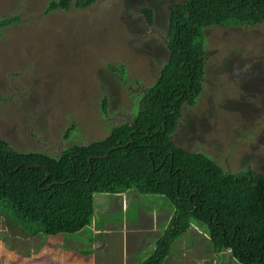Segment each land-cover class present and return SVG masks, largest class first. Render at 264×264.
<instances>
[{"label": "rangeland", "instance_id": "rangeland-1", "mask_svg": "<svg viewBox=\"0 0 264 264\" xmlns=\"http://www.w3.org/2000/svg\"><path fill=\"white\" fill-rule=\"evenodd\" d=\"M51 1L56 0H0V22L19 18L0 25V137L19 151L57 155L131 120L167 58L168 6L179 0H97L85 9L47 14ZM142 7L152 10L151 25ZM205 39L204 87L194 106H184L172 140L208 154L229 173L248 167L264 172V22L212 26ZM109 65L122 66V76ZM94 198L100 224L107 222L106 232L114 228L119 234L108 239L105 259L98 255V237L90 264H141L170 214L156 210L158 200L147 203L134 193L124 197L126 212L118 196ZM92 230L98 232L94 223ZM194 233L199 234L192 226L186 237L194 240ZM73 237H30L0 216V264H72L79 260L75 246H85ZM185 241L180 237L174 245ZM199 243L184 253L189 263L199 264L207 251Z\"/></svg>", "mask_w": 264, "mask_h": 264}, {"label": "trees", "instance_id": "trees-1", "mask_svg": "<svg viewBox=\"0 0 264 264\" xmlns=\"http://www.w3.org/2000/svg\"><path fill=\"white\" fill-rule=\"evenodd\" d=\"M96 1H51L46 13L85 9ZM168 8L167 58L130 121L111 126L103 138L73 143L57 155L19 151L0 137V216L30 237L75 236L85 244L75 246L84 255L96 251L92 245L100 236L98 255L105 259L108 252L103 247L119 231L111 228L107 233L110 224H100L94 197L118 196L119 208L126 212L124 197L134 193L147 203L152 202L149 198L158 200L156 210L170 214L141 264H163L176 251L175 241L183 236L189 240L186 234L192 226L199 232L194 239L229 250L235 264H264V172L248 167L229 173L208 154L189 151L172 140L184 106H194L204 87L205 30L263 23L264 0H179ZM140 13L151 25L152 10L142 7ZM109 69L123 74L122 66ZM193 242L185 248L196 245Z\"/></svg>", "mask_w": 264, "mask_h": 264}, {"label": "crops", "instance_id": "crops-1", "mask_svg": "<svg viewBox=\"0 0 264 264\" xmlns=\"http://www.w3.org/2000/svg\"><path fill=\"white\" fill-rule=\"evenodd\" d=\"M189 241H191V240L190 239L186 240L185 241V245ZM194 241L195 242H193V243H196V246H197L199 241H196L195 239H194ZM202 243H204V242H200L199 244L201 245ZM206 244H207V246H206L207 247V251L205 253L202 252L203 254H202V258L201 259H197L199 261V264H235V262H233V260H232V256L229 253V250H225L224 251V250L214 249L212 246H210L209 243H206ZM108 245H110V244H105V247H106L105 251H107L109 249ZM185 245L174 248L176 251H172V254L167 256V258L165 259L163 264H185V261H186L187 264H193V262L189 263L187 258L184 257V255H185L184 253H186V252L192 253L193 252V251L191 252V248H185ZM199 247L202 248L203 246H199ZM66 249H69V248L67 247ZM67 251H70V250H67ZM107 252H108L107 255H109V251H107ZM93 254L94 253H90L89 255H84V254H81L79 252V256L75 257V258H77L79 260L77 261V260L74 259L75 260L74 261L72 259L74 262H72V260H71V262H72V264H90V261H91L90 259H91ZM68 255H69L68 259H71L72 256L69 254V252H68ZM133 259L135 261V258H133ZM204 260H206L207 262L203 263Z\"/></svg>", "mask_w": 264, "mask_h": 264}]
</instances>
